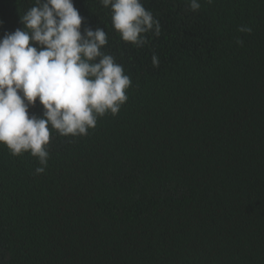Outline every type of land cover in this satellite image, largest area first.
Wrapping results in <instances>:
<instances>
[{
  "label": "trees",
  "instance_id": "16d2710c",
  "mask_svg": "<svg viewBox=\"0 0 264 264\" xmlns=\"http://www.w3.org/2000/svg\"><path fill=\"white\" fill-rule=\"evenodd\" d=\"M34 2L0 0V38ZM141 2L161 35L138 48L110 8L74 0L128 100L87 136L50 126L42 174L0 144V264H264V0Z\"/></svg>",
  "mask_w": 264,
  "mask_h": 264
},
{
  "label": "clouds",
  "instance_id": "9594fccd",
  "mask_svg": "<svg viewBox=\"0 0 264 264\" xmlns=\"http://www.w3.org/2000/svg\"><path fill=\"white\" fill-rule=\"evenodd\" d=\"M99 3L111 9L112 26L124 42L140 48L148 43V33L161 35L160 21L141 0ZM189 7L198 11L199 0H189ZM21 23L23 29L0 38V144L13 156L30 153L37 158L39 175L48 166L50 126L64 137L87 136L98 118L120 112L132 80L102 51L108 44L103 28L87 27L82 34L83 18L74 0H35ZM238 31L251 34L252 28L241 26ZM236 42L243 40L238 37ZM152 66L159 67L155 54ZM37 100L43 116L29 115Z\"/></svg>",
  "mask_w": 264,
  "mask_h": 264
}]
</instances>
